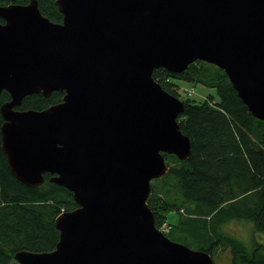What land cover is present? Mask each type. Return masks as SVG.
<instances>
[{
  "label": "water",
  "instance_id": "obj_1",
  "mask_svg": "<svg viewBox=\"0 0 264 264\" xmlns=\"http://www.w3.org/2000/svg\"><path fill=\"white\" fill-rule=\"evenodd\" d=\"M62 23L37 0L0 7L2 151L12 175L51 182L78 208L60 215L56 249L18 264H215L169 239L148 206L167 156L187 161L178 122L186 105L153 78L202 61L223 70L264 121V0H58ZM64 93L44 111L25 98Z\"/></svg>",
  "mask_w": 264,
  "mask_h": 264
},
{
  "label": "trees",
  "instance_id": "obj_2",
  "mask_svg": "<svg viewBox=\"0 0 264 264\" xmlns=\"http://www.w3.org/2000/svg\"><path fill=\"white\" fill-rule=\"evenodd\" d=\"M32 0H0V7L28 5ZM41 13L62 23L58 0H37ZM0 23L4 21L0 18ZM153 78L172 96L181 100V83L216 90L204 101L186 98L178 122L192 145L187 161L167 156L168 173L152 182L148 206L159 229L169 226L166 236L212 258L228 250L230 263L264 264V121L253 117L239 99L225 72L198 61L182 74L165 69ZM64 93L50 98L34 95L24 99L22 111H44L63 101ZM10 101L0 94V264H15L19 252L50 253L60 233L57 218L78 208L73 194L51 182L31 188L10 172L2 151V106ZM175 217H171V215ZM253 225L260 237L251 246L223 232L230 221ZM260 234H263L260 235ZM18 264V263H17Z\"/></svg>",
  "mask_w": 264,
  "mask_h": 264
},
{
  "label": "rangeland",
  "instance_id": "obj_3",
  "mask_svg": "<svg viewBox=\"0 0 264 264\" xmlns=\"http://www.w3.org/2000/svg\"><path fill=\"white\" fill-rule=\"evenodd\" d=\"M180 86L182 88L181 101L186 100V98H190L196 101H204L208 98V96L211 95L217 97L216 90L205 87L203 85H187L185 83H181ZM171 217H175V215L172 214ZM159 230L166 235L169 232V226L167 224H163V226L160 227ZM223 232L227 235L235 237L248 246L252 245L254 239L259 242H263L260 240V236L255 233L253 225L244 221H230L229 223L224 225ZM260 235L263 236V234ZM213 260L215 264L230 263L229 251L221 250L217 253V255L214 256Z\"/></svg>",
  "mask_w": 264,
  "mask_h": 264
}]
</instances>
